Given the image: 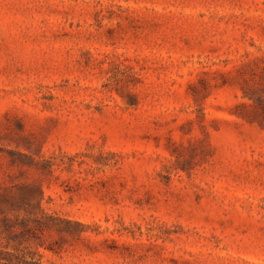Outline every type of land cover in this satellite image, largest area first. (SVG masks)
<instances>
[{"label": "rangeland", "instance_id": "1", "mask_svg": "<svg viewBox=\"0 0 264 264\" xmlns=\"http://www.w3.org/2000/svg\"><path fill=\"white\" fill-rule=\"evenodd\" d=\"M0 264H264V0H0Z\"/></svg>", "mask_w": 264, "mask_h": 264}]
</instances>
